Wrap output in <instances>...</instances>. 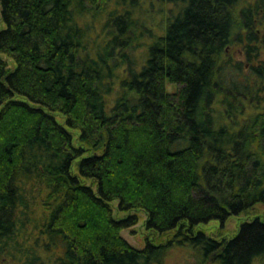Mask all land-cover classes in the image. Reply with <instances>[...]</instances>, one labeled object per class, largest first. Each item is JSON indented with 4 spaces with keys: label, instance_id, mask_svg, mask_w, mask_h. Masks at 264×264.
Returning a JSON list of instances; mask_svg holds the SVG:
<instances>
[{
    "label": "trees",
    "instance_id": "obj_1",
    "mask_svg": "<svg viewBox=\"0 0 264 264\" xmlns=\"http://www.w3.org/2000/svg\"><path fill=\"white\" fill-rule=\"evenodd\" d=\"M142 1L0 0V260L160 264L175 242L264 263V215L201 227L264 208V108L242 118L264 80L262 0H157L158 34ZM138 211L141 248L120 234Z\"/></svg>",
    "mask_w": 264,
    "mask_h": 264
},
{
    "label": "rangeland",
    "instance_id": "obj_2",
    "mask_svg": "<svg viewBox=\"0 0 264 264\" xmlns=\"http://www.w3.org/2000/svg\"><path fill=\"white\" fill-rule=\"evenodd\" d=\"M154 3L152 5L151 1L143 0L141 3L143 5V9L145 11V19L146 22L145 25L152 28V32L155 31L156 34L160 33L162 30V27L164 25V20L166 18V15L168 14V6L164 3L160 4L157 0H153ZM256 0H239L238 6L242 7L244 5H247L249 3H253ZM262 6L264 5V0L261 1ZM95 35L98 36L99 40V20L95 22ZM101 32V31H100ZM143 35L140 40L146 41L147 38ZM143 48L139 47L137 52H135V56L142 55ZM139 52V53H138ZM225 56L224 59L227 60L229 63H234L240 61V63L244 67V73H248L249 71V65L246 62V56L245 51L243 48V45L237 42H233L229 44L225 48ZM141 55V57H142ZM6 57V56H4ZM260 59H264V52L261 51V54L259 56ZM7 60L9 62V65L13 64V61L11 58L7 57ZM251 83L254 82L253 79H249ZM255 88H252V91L258 92L259 94V100L257 102V108H255L254 103H248L243 102V115L242 118H245L246 116L255 113L256 110H262L264 108V80L261 79V81H256V83H253ZM167 88H175V85H167ZM113 206H116V201H113ZM115 216H121L126 214L125 213H116L115 210H113ZM262 214L264 215V208L261 205H257L254 209L247 211L245 213H240L239 215H231L229 216L221 225L220 227L219 222L216 221H210L208 224H203L201 227L205 228L207 233H210L212 237L220 238V233L225 234V236L232 234L236 228L240 226L242 223V219L249 217L245 214ZM138 220L135 224L131 225L130 227L124 228L121 230L120 234L122 237L133 247L141 248L143 247L145 243L146 238H152L154 236V232L151 230H148L144 227V219L145 214L142 211L137 212ZM264 218V216H263ZM172 233H169L171 235ZM162 240L165 238L164 236H161ZM158 241V240H157ZM159 242V241H158ZM0 260V264H20L18 263L14 258L7 257ZM160 264H218L215 260L212 259L211 256H204L202 255L201 251L194 246L188 245V244H176L175 242L169 245L167 249L164 251V254L161 257ZM254 264H264L263 259H257L254 261Z\"/></svg>",
    "mask_w": 264,
    "mask_h": 264
}]
</instances>
